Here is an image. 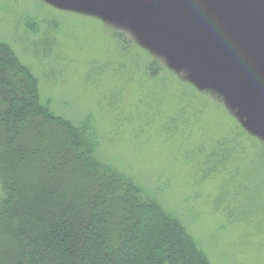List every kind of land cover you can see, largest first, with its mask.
I'll return each mask as SVG.
<instances>
[{
    "label": "rangeland",
    "instance_id": "374dc122",
    "mask_svg": "<svg viewBox=\"0 0 264 264\" xmlns=\"http://www.w3.org/2000/svg\"><path fill=\"white\" fill-rule=\"evenodd\" d=\"M115 18L67 0H0V39L53 113L92 118L99 158L156 194L212 264H264V137L220 89Z\"/></svg>",
    "mask_w": 264,
    "mask_h": 264
},
{
    "label": "trees",
    "instance_id": "16d2710c",
    "mask_svg": "<svg viewBox=\"0 0 264 264\" xmlns=\"http://www.w3.org/2000/svg\"><path fill=\"white\" fill-rule=\"evenodd\" d=\"M158 70L151 62L149 76ZM99 149L92 118L53 113L0 39V264H212L157 195Z\"/></svg>",
    "mask_w": 264,
    "mask_h": 264
},
{
    "label": "water",
    "instance_id": "95a60500",
    "mask_svg": "<svg viewBox=\"0 0 264 264\" xmlns=\"http://www.w3.org/2000/svg\"><path fill=\"white\" fill-rule=\"evenodd\" d=\"M67 2L102 10L134 26L150 45H163L206 88L225 93L264 137V0Z\"/></svg>",
    "mask_w": 264,
    "mask_h": 264
}]
</instances>
